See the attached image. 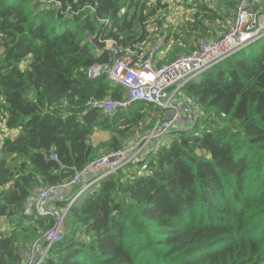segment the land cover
<instances>
[{"label":"trees","instance_id":"16d2710c","mask_svg":"<svg viewBox=\"0 0 264 264\" xmlns=\"http://www.w3.org/2000/svg\"><path fill=\"white\" fill-rule=\"evenodd\" d=\"M155 1L0 0V122L17 131L0 133V264H20V249L54 225L22 213L35 189L122 149L147 112H164L145 102L113 116L85 107L126 94L106 76L87 77L89 66L111 59L93 42L124 48L162 36L169 45L171 23L160 35L149 28L166 21L158 15L167 4ZM184 1L191 20H179L159 64L193 51L200 35L223 32V8L238 4ZM182 93L198 105L196 119L186 116L179 127L187 128L163 138L134 174L120 170L81 196L43 264H264V37ZM64 97L74 107L62 112ZM101 131L106 137L94 140Z\"/></svg>","mask_w":264,"mask_h":264},{"label":"built area","instance_id":"2783aa9c","mask_svg":"<svg viewBox=\"0 0 264 264\" xmlns=\"http://www.w3.org/2000/svg\"><path fill=\"white\" fill-rule=\"evenodd\" d=\"M163 3L167 6L159 10L160 20L171 17V23L176 19L178 26L181 17L188 11L193 14L188 6L186 8L184 0H163ZM257 5L258 0H238L235 8L225 6L223 32L218 35H200L193 51L183 53L167 63L159 64L158 61L171 48L173 35L167 46L162 36L153 42L141 41L124 48L112 38L104 40L103 46L93 42L96 54L108 52L111 59L89 66L87 77L98 79L106 76L115 85L124 86L126 94L123 99L90 98L85 107L98 108L113 116L120 109L145 102L162 108L163 117L150 133L133 138L131 143L116 152L95 158L68 181L38 187L27 197L22 205V213L50 216L54 225L40 238L20 249V264H43L52 246L65 237L69 209L81 196L106 177L129 165L146 162L154 147L183 124L184 113L192 117L193 111L189 105L184 104L182 90L212 66L264 37V10ZM182 11L184 14H181ZM172 27L174 28L173 24ZM155 31L151 30L152 33ZM72 107L74 106L67 97L60 100L62 112ZM0 128L2 132L11 131L1 122ZM51 157L58 158L54 153ZM58 203H64V206L59 207Z\"/></svg>","mask_w":264,"mask_h":264},{"label":"rangeland","instance_id":"374dc122","mask_svg":"<svg viewBox=\"0 0 264 264\" xmlns=\"http://www.w3.org/2000/svg\"><path fill=\"white\" fill-rule=\"evenodd\" d=\"M207 1L208 2H211L209 0H207ZM152 2L156 3L155 0H152ZM211 6H213V5H211ZM186 8H187V5H186ZM181 14H184V11H182ZM191 16H192V13L190 11H188L183 17H181V19L183 20V22H187V21H189V19H191ZM171 20H172V18L169 17L166 21H158V23H156V24L154 23V25L150 26L149 28H151V30H154V31L156 30L155 33L158 34V35H160L164 31V29H162V26H165L166 24L171 23ZM160 24H164V25H160ZM171 24L174 25V28L171 27V33H170V35H174L175 33H180L181 32V29H180L179 25L177 26V24H176V19H175L174 23H171ZM0 51H1V48H0ZM246 52L247 51L243 52V54L246 53ZM23 65H24V63H23ZM198 78L199 77H197L195 79H198ZM182 92H183V90H182ZM187 100H188V98H187ZM187 100L186 99L183 100L184 101V104H186V106L190 105L189 104L190 101L188 100L189 101L188 102ZM191 105H192L191 106V109L193 111V115H192V117H193L195 115V111L198 108V105L196 103H194V101L191 102ZM122 110H124V112H125V109H122ZM186 116H189V114L188 113H184L183 114L184 120L186 119L185 118ZM162 117H163V113H161L160 111L147 112V118H146V120L137 129L136 134L130 139V141L128 142V144L131 143V141H132L133 138L141 137V136H143V135H145L147 133H150L152 131V129L154 128L155 124L157 123V121L160 120ZM195 119L196 118H194V120ZM182 125L184 126V124H181V126ZM202 126L204 127V124H202ZM186 128L187 127H182V128L178 127L176 130H182V129H186ZM1 132H2V130L0 128V133ZM2 134L4 135L3 138L6 135L10 136L11 134H14V136H15V134H17V131L15 130V133L3 132ZM97 136L98 137H95L94 140H101V138H105L106 137V134L101 131L100 134H98ZM172 137H173V132H171L169 134V137L167 139H165L162 143H165V144L166 143H169ZM156 146L154 147V149L156 148ZM139 165L140 164L134 165L130 171H128L127 168H126V169H124L123 172L129 173L130 175H132V174H134L133 172H136L137 171V169L142 168V166L141 165L139 166ZM71 223H72L71 218H68V220H67V232L70 230V228L72 226ZM1 226L4 227V225H1Z\"/></svg>","mask_w":264,"mask_h":264},{"label":"crops","instance_id":"0c3cea01","mask_svg":"<svg viewBox=\"0 0 264 264\" xmlns=\"http://www.w3.org/2000/svg\"><path fill=\"white\" fill-rule=\"evenodd\" d=\"M187 120H188L187 118L184 120V122H183L184 125L186 124V121H187Z\"/></svg>","mask_w":264,"mask_h":264}]
</instances>
